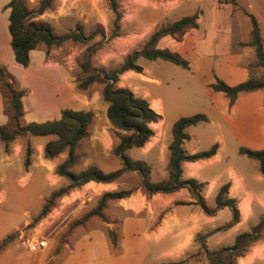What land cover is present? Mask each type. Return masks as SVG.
I'll return each mask as SVG.
<instances>
[{"label": "rangeland", "instance_id": "rangeland-1", "mask_svg": "<svg viewBox=\"0 0 264 264\" xmlns=\"http://www.w3.org/2000/svg\"><path fill=\"white\" fill-rule=\"evenodd\" d=\"M23 1L29 10L39 9L42 2V0ZM116 3L120 13V20L117 23L115 14L110 9L107 0H51L43 13L36 15L32 21L47 24L56 36H63L72 31L80 30L85 37H88L87 42L80 44L67 39L59 46L50 47L40 43L37 50L46 52V63L49 64L50 68L48 70H41L34 64L30 72H26L15 63L16 67L5 66L17 81L18 86H22L20 88L25 91L26 89H33L42 104L53 98L57 87L63 84L62 77L64 75L67 76L68 86L75 88L76 97L74 100L78 102L75 107L94 109L91 111L93 118L88 126L87 136L79 141L76 147L77 159L70 172L73 174L80 173L88 165L100 169L103 173H109L121 167L119 158L113 153L118 141L112 132V127L107 130L111 140L109 154L102 155L98 153V145L94 146L90 142V134L93 133L97 123L95 122L96 118L98 123L100 121L102 111L100 105H107V103L101 99L102 85L93 84L84 91L78 90L76 87L77 82L84 77L80 64L87 55H91L90 64L94 68L105 70L117 68L127 55L143 46L149 35L157 27L173 23L196 12H200L198 29L186 31L181 42L167 37L164 40L168 41H163L159 45L172 52L174 49L178 50V54L189 61L190 70L182 69L161 60L146 61L139 59L138 65L142 67V70L147 69L149 75L156 79L158 83L137 76L132 78L129 84H125V86L135 97L148 98L147 91H149L151 99L160 98L162 100L164 129L160 130L154 127L155 132L161 137L166 135L171 138V126L180 117L205 114L209 121L189 128L187 133L191 134L193 141L191 143L186 141L184 148L187 151L194 148L203 151L209 149L214 143H217L213 142V139L220 133L221 129L225 135L224 149L221 153L222 159L229 164L241 167L247 173L259 172L258 163L244 156H239L237 150L240 147L250 150L264 149V131L260 128V124L264 123V93L262 91L240 93L236 108L233 111L230 109L222 110L217 105H222L226 99L222 93L213 91L210 85L214 82V76L230 86L237 85L247 79L246 67L254 60V50L239 45V42L249 38L250 33V21L244 15V12L256 18L264 40V0H116ZM219 3H227L228 6L224 9H217L216 4ZM116 26H118L117 29ZM1 31L2 24L0 20V34ZM187 40H199L195 50H188ZM192 44L191 48L194 47V41ZM97 47L98 49H96ZM89 49L91 51H88ZM8 57L10 58L9 53L7 54ZM256 74L257 76L264 75L262 70H257ZM144 75L146 76V73ZM141 80H143V83H141ZM119 82L117 84L118 88L124 86L120 78ZM25 95H27V92ZM1 98L3 113L8 122L5 99L2 95ZM29 103H31L30 99L26 101V105L28 106ZM153 106L155 107L156 104ZM258 108L260 109L257 110ZM36 111L42 114L47 113L45 108H37ZM21 123L27 124L24 114ZM34 141L33 139L32 142L31 137L25 136L16 138L9 143L12 145L10 146L14 154V159L9 163V166L11 175L15 179L13 182H7L5 189L0 188V194L5 191L4 196H7L6 200L0 199V231L18 226L16 229L11 230L12 232L8 235L10 236L9 241H13L12 248L17 243L27 246L31 240L46 239L50 237L53 228H57L54 238L62 243L70 232V226L86 214L81 211L78 213V218L64 221L66 215L74 210L66 211L63 208V203L60 202L61 197L54 201L50 211L42 219L33 223V228L27 227L39 215L43 205L51 195L40 205L38 203L21 205L16 201L17 195L24 194L30 187L33 188V191L40 192L42 185L38 184L39 181L46 182V175L44 173L38 174L34 169L33 171L36 172L34 175H37L35 180L38 185L31 186L29 180L25 179L26 173L30 172L29 167H24L27 146L30 148L29 165H31L32 160L42 164L40 159L36 158ZM7 145H5V148H7ZM20 150H22L21 153ZM137 152V149H133L128 155L133 158ZM18 153L19 158L16 157ZM56 158L61 162L66 158V153ZM44 168L47 171L46 166ZM215 170L217 171L216 168H211L210 173ZM130 176L125 178L123 183L127 185L128 190H133L138 183V177L137 175ZM152 178L156 179V176ZM67 185L68 181L61 188ZM99 198L94 197L91 193L82 195L81 199L77 201L76 208L79 207L81 210L91 208L92 210L96 207ZM207 204L215 207L214 198L209 199ZM24 211H28V215L24 214ZM221 215L222 219L231 216L227 209L223 210ZM263 216L262 218H264ZM26 219L30 220L24 225ZM60 227L62 229H59ZM99 227H101V222L93 219L86 226V231ZM227 228L228 225L219 230H226ZM251 229L250 225H246L241 228L240 233H248ZM199 236L201 240L205 239L204 235ZM223 236L222 242L224 244H233L234 238L232 235ZM216 238L218 237L213 236L207 246L209 247V244L215 241ZM203 246L206 248L204 242ZM226 246L218 248L217 251L226 248ZM251 247L264 250V230L261 231L258 241L251 244L246 251ZM196 255L205 256L201 250ZM256 260L257 263L264 264V255H258Z\"/></svg>", "mask_w": 264, "mask_h": 264}, {"label": "crops", "instance_id": "crops-1", "mask_svg": "<svg viewBox=\"0 0 264 264\" xmlns=\"http://www.w3.org/2000/svg\"><path fill=\"white\" fill-rule=\"evenodd\" d=\"M8 2L9 0H0V20L2 24L0 34V65L16 67L10 48V36L7 30L10 12V9L6 8ZM226 6H228L227 3L216 4L217 9H224ZM260 35L264 44L261 30ZM164 39H167V37L162 38L158 42V48L164 49L159 46L161 42L168 41ZM248 40L249 38L239 42V45L248 42ZM193 41L194 47L191 48L190 46L193 45ZM198 43L199 40H187L186 45L189 48H186L189 51L195 50ZM173 52L178 53L179 51L174 49ZM8 53L10 54V58H7ZM29 58L28 67L23 68L26 72H30L33 64L41 70L50 69L49 64L46 63V52L37 50L36 48L29 53ZM142 71L139 74L132 71L122 74L120 79L124 86H120V88L127 89L125 84H129L130 80L137 76L144 80L158 83L156 79L149 75L147 69L144 68ZM145 73L146 76L144 75ZM62 79L63 84L57 87L53 98L46 100L43 104L33 89H26L27 95L22 98V107L27 124L58 120L60 112L64 109L73 111L94 110L91 108L75 107L78 105V102L74 100L76 97L75 88L68 86L67 76L63 75ZM141 81L143 83V80ZM20 87L22 88V86ZM259 91L264 93V89L255 92ZM150 96V92L147 91L148 98L143 99L156 114L161 116V120L158 123L150 125L154 132L153 137L142 148H133L138 151L135 157L131 158L128 155L133 149L128 150L126 154L133 161L139 160L145 162L150 167L151 181L160 182L167 177L166 168L169 155L167 147L171 138H168L166 135L161 137V135L155 132L154 127L160 130L164 129V110L162 100L160 98L151 99ZM28 99H30L31 103L27 106L26 101ZM237 100L238 97L232 107H229L227 99L222 105L217 106L222 110L230 109L233 111L236 108ZM154 104H156L155 107L153 106ZM100 106L102 109L100 121L98 123L97 118L95 120L94 117L97 123L93 133L90 134V142L94 146L98 145V153L107 155L111 151V140L107 133L111 125L106 117L108 105L101 104ZM37 108H45L47 113L42 114L36 111ZM206 114L210 116V114ZM6 123L7 117L3 113V101L0 95V126H4ZM260 128L264 131V123L260 124ZM188 135L190 138L188 143H191L193 141L192 136L189 133ZM33 139L35 140L36 158L40 159L44 167L46 166L47 171L41 166L42 164H38L35 160H32L31 165L28 166L30 172L26 173L25 179L29 180L31 186L37 184L35 180L37 175H34L36 173L34 171H37L38 174L44 173L46 175V182L44 180V183L39 181L38 184L42 185V189L38 193L30 187L24 194L17 195L16 201L21 205L27 203H38L40 205L54 190L61 188L67 181L64 177L55 174L56 167L65 158L60 162L57 160L58 158L46 160L43 157L44 145L54 138L31 137L32 142ZM224 139L225 135L220 129V133L213 139V142H217L218 144L216 154L205 160L184 163L182 165V178L184 180L193 179L203 184L201 197L209 209H213L214 207L209 206L207 201L211 198H214L215 201L219 188L224 184H228V198L235 201V207L238 211L237 223L234 224L232 210L227 207L207 214L202 206L191 197L187 189H180L170 194L147 195L140 186L141 180L138 174L136 172H126L111 183L88 182L60 199L66 211L74 210L72 213L70 212V214L66 215L67 217L65 216L64 221L75 219L79 217V212L88 213L91 211V208L89 210L76 208L77 201L81 199L82 195H89L91 193L94 197L99 198L104 193L128 190L123 180L131 177L130 175H137L138 183L135 185L132 194L126 198L107 201L102 211L103 218L93 217L84 224L73 228L62 243H59L54 238L57 228H53L50 237L45 239L47 242L46 247L40 250H31L22 243H17L12 248L13 241H11L0 253V264H209L204 255H196L199 250L202 252H212L217 251L222 246L228 245L222 242L224 239L223 235L225 237L232 235L235 240V237L241 234V228L246 225H250L253 228L260 222L264 214V176L259 172L247 173L241 167L229 164L223 160L221 153L224 149ZM10 145H7V148H5V144L0 142V188L2 190L6 188L7 182H13L15 179L11 175L9 166V163L14 159L12 145ZM185 146L186 144H184ZM200 151L203 150L194 148L187 152L194 154ZM21 152L22 150H20ZM16 157L19 158V153ZM88 166L90 167V165ZM211 168H216L217 171L215 170L213 173H210ZM98 170L101 171L100 169ZM153 176H156V179H153ZM4 195L5 191L3 194H0L1 200L7 199V196L5 197ZM225 209L229 210L231 216L222 219L221 212ZM24 214L28 215V211H24ZM93 219L100 221L101 227L86 231V226ZM29 220L26 219L23 224L26 225ZM226 225H228L226 230H219ZM17 227H9L6 230L0 231V241L10 235L11 230ZM59 229L62 228L60 227ZM198 235H204L205 239L198 243L196 241ZM213 236H217L218 238L211 242L208 247V242ZM203 242L206 248H204ZM232 245L229 244L226 247ZM258 255H264V250L251 247L242 257L237 259L236 263L259 264L256 260Z\"/></svg>", "mask_w": 264, "mask_h": 264}, {"label": "trees", "instance_id": "trees-1", "mask_svg": "<svg viewBox=\"0 0 264 264\" xmlns=\"http://www.w3.org/2000/svg\"><path fill=\"white\" fill-rule=\"evenodd\" d=\"M50 1L42 0L41 7L37 10H29L23 0H9L6 5V8L10 9L7 26L10 36V48L14 62L22 68L28 67L30 62L29 53L35 50L40 43L50 47L59 46L67 39L80 44H85L88 40V37H85L80 30L72 31L63 36H56L47 24L32 21L36 15L43 13ZM107 1L110 9L115 14L117 23L120 20V13L116 0ZM244 15L250 21V33L248 42L241 43L240 46L250 47L254 50V60L246 67L248 78L244 82L230 86L214 76V82L210 85L213 91L224 95L228 100L229 107H232L240 93H250L264 89V75L257 76L256 74L257 70H262L264 73V47L259 24L253 15L246 12H244ZM199 16L200 12H196L173 23L157 27L149 35L143 46L127 55L117 68L105 70L92 67L90 54L80 64L84 77L77 82L76 87L78 90L84 91L93 84L102 85L101 99L108 105L106 117L118 141L113 153L119 158L121 167L109 173H103L94 167H88L78 174L70 172L77 159L76 147L79 141L87 136L88 126L93 118L91 111L64 109L60 112L58 120L22 124L21 118L24 114L22 98L25 96L26 91L18 86L17 81L8 72L7 68L0 65V94L5 99L8 111L7 124L0 126V142L7 145L16 138L25 136L34 138L54 137L43 147L44 159L52 160L66 153L65 160L56 167L55 174L64 177L68 181V185L51 193L39 215L27 227L33 228V223L38 222L50 211L54 201L65 196L71 190L80 188L88 182L111 183L126 172H136L138 174L141 180L140 186L147 195L170 194L180 189H187L191 197L202 206L207 214L227 207L232 210L234 224L238 222L235 201L228 198V184H224L219 188L215 196V207L209 209L201 197L203 184L193 179L184 180L182 178V165L184 163L211 158L218 150L217 143H214L205 151L194 154H189L184 148L185 142L190 139L187 130L207 123L208 118L205 114L180 117L172 124L170 130L171 141L167 147L169 155L165 180L152 182L150 167L145 162L133 161L126 155L128 150L142 148L153 137L154 132L150 125L160 121L161 116L156 114L144 99L135 97L126 88H118L117 84L120 76L128 71L141 73L142 67L137 63L139 59L146 61L161 60L182 69L190 70L189 61L176 52L158 48L157 44L164 37H171L177 42H181L186 31L199 28ZM117 28L118 26H116ZM88 51H91V49ZM237 153L239 156L256 161L259 173L264 176V149L250 150L240 147ZM29 154L30 148L27 146L24 160L25 168L30 164ZM132 192L133 190H124L104 193L98 200L96 207L75 221L70 226V230L84 224L93 217L103 218L102 211L107 201L129 197ZM262 230H264V218L250 232L237 235L232 246L215 252L206 251L203 253L209 264H236L237 258L242 257L247 248L258 241ZM9 238L10 236H7L0 242V253L9 244ZM196 241H201L199 235L196 237Z\"/></svg>", "mask_w": 264, "mask_h": 264}, {"label": "built area", "instance_id": "built-area-1", "mask_svg": "<svg viewBox=\"0 0 264 264\" xmlns=\"http://www.w3.org/2000/svg\"><path fill=\"white\" fill-rule=\"evenodd\" d=\"M47 245V242L45 239H35V240H31L28 242L27 247L31 250H40V249H44Z\"/></svg>", "mask_w": 264, "mask_h": 264}]
</instances>
